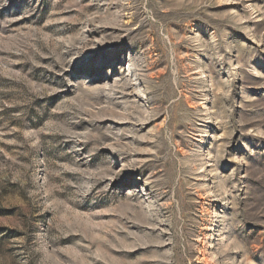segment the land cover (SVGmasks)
<instances>
[{
	"label": "rangeland",
	"instance_id": "obj_1",
	"mask_svg": "<svg viewBox=\"0 0 264 264\" xmlns=\"http://www.w3.org/2000/svg\"><path fill=\"white\" fill-rule=\"evenodd\" d=\"M0 264H264V0H0Z\"/></svg>",
	"mask_w": 264,
	"mask_h": 264
}]
</instances>
